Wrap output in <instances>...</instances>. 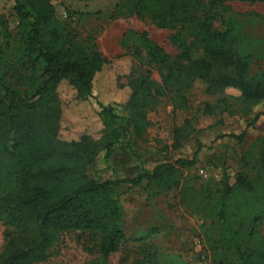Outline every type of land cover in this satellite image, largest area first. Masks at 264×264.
I'll list each match as a JSON object with an SVG mask.
<instances>
[{"label": "trees", "instance_id": "trees-1", "mask_svg": "<svg viewBox=\"0 0 264 264\" xmlns=\"http://www.w3.org/2000/svg\"><path fill=\"white\" fill-rule=\"evenodd\" d=\"M11 1L0 11V220L5 227L0 264L46 262L60 238L71 233L90 240L96 248L97 259L86 264H109L126 238L119 187L146 183L160 190L190 193L186 186L179 188L176 176L197 163L200 147L193 158L163 162L134 178L97 179L89 174V167L100 156L108 161L119 145L131 146L133 137L146 131L147 113L156 98L172 94L173 102L183 103L185 92L197 79L206 82L212 94L238 89L243 113H252L263 104L264 115V71L251 74L252 56L243 49L235 25L219 31L210 21L228 2L264 0H209L207 4L203 0H120L112 18L147 16L161 28L176 29L175 40L181 48L173 57L146 33L126 32L124 45L138 41V53L146 51L148 63L159 69L163 84L150 73L135 76L124 107L104 104L95 96L94 79L109 60L95 44L86 45L68 30L52 0ZM11 16L18 19L20 28L15 47L19 54L14 60L8 55ZM195 51L202 55L195 57ZM64 81L75 91L72 105L95 101L103 123L100 138L86 129L78 138L61 137L66 108L57 89ZM218 105L207 103L205 112L213 113ZM245 135L246 130L230 137L241 142ZM186 139L183 134L173 148H181ZM252 169V177L238 173L234 186H194L196 211L214 234L207 237L216 264H264V235L259 228L264 223V149L253 155ZM134 264L172 263L145 243L139 245Z\"/></svg>", "mask_w": 264, "mask_h": 264}, {"label": "rangeland", "instance_id": "rangeland-1", "mask_svg": "<svg viewBox=\"0 0 264 264\" xmlns=\"http://www.w3.org/2000/svg\"><path fill=\"white\" fill-rule=\"evenodd\" d=\"M203 1L207 4L209 0ZM5 2L12 4L11 0H0V11ZM119 2L52 0L57 17L67 25L68 30L77 34L86 45L95 44L109 60L94 79L95 96L104 104L118 103L124 107L132 93L130 81L135 76L150 73L153 80L163 84L159 69L148 63L146 51L138 53L141 50L139 42L131 40L124 45L126 32L146 33L173 57L181 52V48L175 40L176 29L161 28L147 16L121 15L112 18L110 14ZM217 11L211 16L213 27L224 31L230 24L235 25L241 34L243 49L252 56L251 74L264 71V3L233 1ZM7 30L11 47L8 55L10 60H14L19 54L15 48L20 31L16 17L8 18ZM201 55V51L194 52L195 57ZM207 88L206 82L197 79L185 92L186 101L183 103L173 102L172 94L156 98L147 113L150 124L146 131L136 134L131 146L119 145L108 161L100 156L89 167V174L97 179L134 178L142 171H152L163 162L181 157L193 158L200 147L197 163L179 170L176 176L181 182L179 188L186 186L184 188L190 193L183 195L179 189L160 190L146 183L136 187H119L126 238L121 249L110 257L109 264H134L139 245L145 243L156 247L172 264H216L207 237V234H214L208 230L209 226L206 227V219L196 211L198 205L194 202V186L206 183L234 186L238 173L245 172L251 177L255 175L253 155L264 149V115L263 104L245 115L238 89L229 87L212 94ZM57 92L62 107L66 108L60 126L61 137L78 138L86 129L95 138H100L103 123L95 101L91 99L72 105L75 103L71 102L75 91L66 81L59 85ZM222 99L227 102H219ZM207 103L219 105L213 113H206ZM244 130L243 141L237 142L230 137ZM183 134L187 139L181 148L174 149V142ZM259 228L264 235V223ZM4 230L0 220V251L4 244ZM97 257L96 248L90 240L71 233L62 236L51 257L39 264H86Z\"/></svg>", "mask_w": 264, "mask_h": 264}]
</instances>
